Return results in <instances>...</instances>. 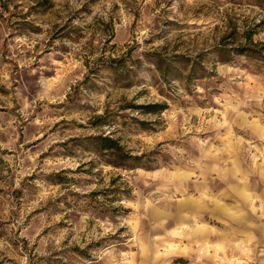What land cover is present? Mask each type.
<instances>
[{
  "label": "rangeland",
  "instance_id": "374dc122",
  "mask_svg": "<svg viewBox=\"0 0 264 264\" xmlns=\"http://www.w3.org/2000/svg\"><path fill=\"white\" fill-rule=\"evenodd\" d=\"M262 44L264 0H0V264H264Z\"/></svg>",
  "mask_w": 264,
  "mask_h": 264
},
{
  "label": "trees",
  "instance_id": "16d2710c",
  "mask_svg": "<svg viewBox=\"0 0 264 264\" xmlns=\"http://www.w3.org/2000/svg\"><path fill=\"white\" fill-rule=\"evenodd\" d=\"M252 35V31L251 30H246L243 32V44H239L236 47H234L236 53H253L255 52V44L252 41L251 38ZM228 38L230 37H234L233 32H230L229 35L227 36ZM225 37L223 38L222 41V45H226L228 44L227 42L229 41H224ZM232 40V39H231ZM262 46H264V44H262ZM220 48H224L223 46H219ZM113 61L118 62L117 59H113ZM156 65L160 66L159 64L156 63ZM110 66H112V64H110ZM97 68V67H96ZM100 68V67H98ZM113 69H117V67L115 66V68ZM142 107V106H140ZM157 107V105H148L145 108L147 110H155V108ZM154 108V109H153ZM96 118H98L99 120L102 119L101 116H97ZM84 141L89 142V144H91V148L92 151L94 153L97 154H102L103 152H105V155L108 156V159L103 160L104 162H107L111 165L114 166H124L127 163V160L132 158V155L126 153L122 146L119 144V142L114 139L111 136L108 135H102V134H95V135H88L87 137H85Z\"/></svg>",
  "mask_w": 264,
  "mask_h": 264
},
{
  "label": "crops",
  "instance_id": "0c3cea01",
  "mask_svg": "<svg viewBox=\"0 0 264 264\" xmlns=\"http://www.w3.org/2000/svg\"><path fill=\"white\" fill-rule=\"evenodd\" d=\"M250 201H251V200H250ZM206 203H207V202H206ZM206 203H205V204H206ZM178 214H179V213H178ZM186 219H187V218H186ZM186 219H185V220H186ZM185 220H183V221H185ZM183 221H180V222H183Z\"/></svg>",
  "mask_w": 264,
  "mask_h": 264
}]
</instances>
